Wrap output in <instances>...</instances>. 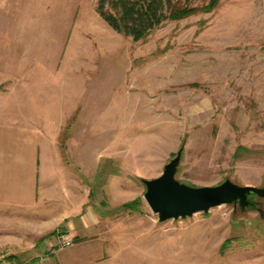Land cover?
<instances>
[{
    "label": "rangeland",
    "instance_id": "rangeland-1",
    "mask_svg": "<svg viewBox=\"0 0 264 264\" xmlns=\"http://www.w3.org/2000/svg\"><path fill=\"white\" fill-rule=\"evenodd\" d=\"M0 66L7 90L22 67L24 94L62 106L78 98L58 133L42 128L48 171L65 167L63 182L48 173L47 189L88 195L105 264H264V198L160 222L142 182L183 147L180 182L264 187V0H219L138 41L115 31L96 0H0ZM16 232L21 244L0 245V264L44 263L36 231Z\"/></svg>",
    "mask_w": 264,
    "mask_h": 264
},
{
    "label": "crops",
    "instance_id": "crops-1",
    "mask_svg": "<svg viewBox=\"0 0 264 264\" xmlns=\"http://www.w3.org/2000/svg\"><path fill=\"white\" fill-rule=\"evenodd\" d=\"M16 70L20 72L15 73V87L7 90L0 77V245L21 244L16 231L22 228L36 231V241L49 251L42 264H105L107 238L98 211L83 208L88 195L82 197L71 190L65 193L62 188L63 197L57 195L59 191L47 189V175L54 168L47 169L49 142L44 140L42 128L46 124L49 133H58L64 119L75 111L72 103L79 100L68 95L65 107L56 104L64 101L61 97L24 94L17 89L24 80L20 78L23 69ZM55 169L62 181L65 167L58 164ZM60 227L65 231L48 239L43 236L47 230ZM60 234L70 235L73 244L57 247Z\"/></svg>",
    "mask_w": 264,
    "mask_h": 264
},
{
    "label": "water",
    "instance_id": "water-1",
    "mask_svg": "<svg viewBox=\"0 0 264 264\" xmlns=\"http://www.w3.org/2000/svg\"><path fill=\"white\" fill-rule=\"evenodd\" d=\"M183 147L163 167L159 177L142 179L143 194L150 210L160 222L185 218L223 204L254 208V197L264 198V187L239 185L225 179L214 186H190L175 178Z\"/></svg>",
    "mask_w": 264,
    "mask_h": 264
},
{
    "label": "trees",
    "instance_id": "trees-1",
    "mask_svg": "<svg viewBox=\"0 0 264 264\" xmlns=\"http://www.w3.org/2000/svg\"><path fill=\"white\" fill-rule=\"evenodd\" d=\"M218 2L192 5L187 0H96V11L115 31L138 41L166 21L209 12Z\"/></svg>",
    "mask_w": 264,
    "mask_h": 264
},
{
    "label": "built area",
    "instance_id": "built-area-1",
    "mask_svg": "<svg viewBox=\"0 0 264 264\" xmlns=\"http://www.w3.org/2000/svg\"><path fill=\"white\" fill-rule=\"evenodd\" d=\"M57 240H58L59 247H67V246H70L72 244V242H73V239L68 234H60L58 236ZM5 254L6 253L1 252V250H0V260H2V259L5 258L4 257ZM8 264H10V263H8Z\"/></svg>",
    "mask_w": 264,
    "mask_h": 264
},
{
    "label": "flooded vegetation",
    "instance_id": "flooded-vegetation-1",
    "mask_svg": "<svg viewBox=\"0 0 264 264\" xmlns=\"http://www.w3.org/2000/svg\"><path fill=\"white\" fill-rule=\"evenodd\" d=\"M254 198H255V197H254ZM259 198H260V197H259ZM254 203H255V206H254V207H257V205H258V200L254 201ZM260 210H262V208H261Z\"/></svg>",
    "mask_w": 264,
    "mask_h": 264
}]
</instances>
